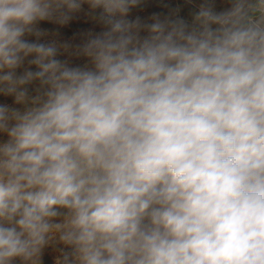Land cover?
Here are the masks:
<instances>
[{
    "label": "clouds",
    "instance_id": "1",
    "mask_svg": "<svg viewBox=\"0 0 264 264\" xmlns=\"http://www.w3.org/2000/svg\"><path fill=\"white\" fill-rule=\"evenodd\" d=\"M143 3L0 0V264H264V0Z\"/></svg>",
    "mask_w": 264,
    "mask_h": 264
},
{
    "label": "rangeland",
    "instance_id": "2",
    "mask_svg": "<svg viewBox=\"0 0 264 264\" xmlns=\"http://www.w3.org/2000/svg\"><path fill=\"white\" fill-rule=\"evenodd\" d=\"M171 2L176 3L181 2V0H171ZM152 11H165V9L161 6L160 0H144V3L141 6L132 9V14H147L148 12ZM186 11L187 9H185V12ZM43 26L49 29L59 30L60 32L71 33L81 28H88L91 25L86 23L83 16L81 15L79 19L72 21L69 26L61 27L58 25L48 24L47 22H45ZM45 264H51L50 255L45 256Z\"/></svg>",
    "mask_w": 264,
    "mask_h": 264
}]
</instances>
